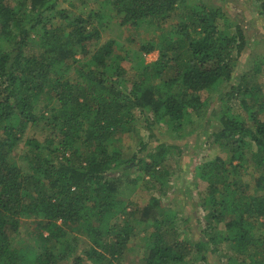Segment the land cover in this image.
Wrapping results in <instances>:
<instances>
[{
    "label": "trees",
    "instance_id": "trees-1",
    "mask_svg": "<svg viewBox=\"0 0 264 264\" xmlns=\"http://www.w3.org/2000/svg\"><path fill=\"white\" fill-rule=\"evenodd\" d=\"M253 1L264 26V0ZM66 2L0 0V264H113L148 221L144 264H185L194 254L195 264H264V94L242 87L243 77L236 84V62L247 48L242 28L234 24L230 34L224 11L201 0H81L77 13L59 9ZM114 17L119 27L147 24L154 35L168 25L166 38L139 45L132 60L140 73L131 82L124 80L122 45L101 41ZM154 51L157 60L145 63L141 55ZM235 95L253 98V107L241 99L245 118L232 112ZM138 117L147 128L164 121L175 133L193 118L217 121L212 144L230 156L196 169L209 205L197 241L179 238L170 203L153 198L138 208L117 197L131 162L149 179L167 174L156 172L167 154L162 144L148 163L138 154L125 158L115 145ZM40 124L48 134L43 142L25 140L30 174H23L13 149L27 127ZM248 151L256 162L250 168ZM23 219L35 222L39 253L13 246ZM209 221L224 235H209ZM76 235L88 245L80 254ZM224 243L234 247L226 263L218 258Z\"/></svg>",
    "mask_w": 264,
    "mask_h": 264
},
{
    "label": "rangeland",
    "instance_id": "rangeland-1",
    "mask_svg": "<svg viewBox=\"0 0 264 264\" xmlns=\"http://www.w3.org/2000/svg\"><path fill=\"white\" fill-rule=\"evenodd\" d=\"M90 1L92 0H87V2ZM196 1L187 0V3L192 5ZM201 2L213 7H219L224 11L226 18L223 19V23L231 24L230 34L234 33L232 29L234 24L242 28L247 48L243 56L236 62L239 66L236 72V84L241 82L243 77L244 83L241 85L242 87H260L261 91L259 92L264 94V26L260 24V19H258L259 3L253 0H201ZM81 4V0H67L66 3L59 4V9H70L77 13L80 11ZM53 21L54 26H58L61 22L58 19H53ZM118 25L119 20L117 17L110 19L107 27L101 31V41L113 40L119 46L122 45L121 56L125 58L122 66L126 71L124 80L131 82L137 79L140 73V69L135 68L132 60L134 53L138 51L139 45L149 42L154 36L160 39L166 38L168 25H164L162 31L156 33H159L158 35H154L152 27L147 24L138 28L130 26L119 27ZM64 31L66 33L68 30L65 29ZM36 42L37 37L30 33L29 46L31 47L30 51L33 53L38 52L35 46ZM141 57L145 63L150 64L157 60L158 53L154 51L147 55H141ZM255 67H259L260 70L255 71ZM173 69V67L168 68L167 77L172 75ZM71 74L73 73L71 72ZM218 94L217 92L209 94V99L214 101ZM241 99H245V102L253 107V98H243L241 95L233 96L230 107H232L234 114L245 118L244 108L240 105ZM259 118L263 120V115H259ZM217 126V121L211 118L209 120L193 118L184 125L179 133H175L171 128L172 126H167L164 121L156 126L147 128L143 119L138 117L133 122L134 130L132 133L115 136V145L120 150L123 147L125 158L138 154L139 157H144L145 163H148L147 154H154L157 146L162 144L165 146L167 154L163 163L157 167L156 172H160L163 169L167 174L163 175L160 182H158L156 178L149 179L148 176L143 174L138 165L131 162L121 172L122 186L119 188L117 197L125 202L136 203L138 208L149 204L153 198L160 200L162 205L170 203L172 211L177 214L175 226L178 230L179 238L185 239L187 237L189 241H197L198 235L196 236V232L205 229V216L209 212V205L205 201L207 184L198 177L196 169L203 166L205 162L213 161L216 158L227 162L230 156L222 145L212 144V133L218 129ZM47 134L48 130L43 128L41 124L35 127L29 126L23 132L11 155V158H14L15 164L21 169L23 174H30L25 157L29 154V147L24 144L25 140L35 139L38 142H43ZM143 145L146 149L141 152L140 148ZM250 150H253L252 146ZM250 154L251 151H248L244 156V166L246 168L254 167L256 163L251 160ZM185 164L188 166H185ZM158 174H155V177ZM254 178L255 175L253 174L247 176V181H253ZM134 180L136 182H133ZM242 181H245V178ZM162 192L167 196L163 197L161 195ZM136 217L140 218V214ZM183 219L185 220L183 221ZM195 220L199 224H196ZM261 220H264V218ZM150 224L151 222L148 221L147 224H141L138 227L136 235L131 237L126 244L123 256L113 264H144V258L147 256L146 238L150 231ZM208 224L211 226L208 228L209 235H224L225 232L222 225L211 221ZM72 234L77 233L74 232ZM76 236L79 240L77 252L80 254L88 245L83 235ZM37 238L35 222L23 219L19 223L17 234L14 236L13 246L16 249L39 253L40 246ZM233 251V246L224 243L218 252L220 262L226 263L233 255ZM190 256L185 264L196 263L195 259H193L196 254Z\"/></svg>",
    "mask_w": 264,
    "mask_h": 264
}]
</instances>
